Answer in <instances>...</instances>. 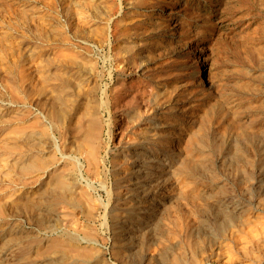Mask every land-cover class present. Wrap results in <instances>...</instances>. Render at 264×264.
<instances>
[{
  "label": "rangeland",
  "instance_id": "obj_1",
  "mask_svg": "<svg viewBox=\"0 0 264 264\" xmlns=\"http://www.w3.org/2000/svg\"><path fill=\"white\" fill-rule=\"evenodd\" d=\"M124 43L133 44L128 58L116 55ZM263 49L264 0H0V121L28 108L29 119L35 115L51 126L43 155L55 153L57 170L76 176V195L89 192L94 206L91 214L79 204H58L52 215L47 207L28 210L17 204L22 184L12 188L0 176V264H71V251L48 250L53 238L71 235L100 251L101 261L85 264H171L172 257L192 255L195 249L208 256L205 264H264V241L250 242L246 253L233 240H219L216 232L220 214L228 209L238 219L255 220L244 234L264 228V202L258 194L264 188L263 168L254 170L253 179L233 170L240 159L264 154ZM199 60L211 74L209 81L204 70H197ZM48 78L56 91H62L56 87L60 79L69 82L72 104L102 103L97 170L85 153L74 150L72 138L54 127L50 90L35 94ZM13 88L21 89L16 102L10 96ZM26 89L34 92L29 98L23 95ZM156 93L163 99L154 104L150 100ZM131 109L141 117L133 120ZM21 125L0 130V151L9 131ZM145 127L151 128V143L142 147L139 133ZM158 145L165 148L160 156L153 150ZM132 148L136 157L129 155ZM197 151L203 160L184 179L178 166ZM132 167L144 185L122 204L114 198L111 170L121 169L126 176ZM46 179L45 174L41 181ZM125 188L118 190L127 197ZM115 207L123 215L128 207L135 212L111 217ZM120 239L127 248L122 253L116 249ZM229 254L232 261H227Z\"/></svg>",
  "mask_w": 264,
  "mask_h": 264
},
{
  "label": "bare ground",
  "instance_id": "obj_2",
  "mask_svg": "<svg viewBox=\"0 0 264 264\" xmlns=\"http://www.w3.org/2000/svg\"><path fill=\"white\" fill-rule=\"evenodd\" d=\"M103 12V11H102ZM101 12V13H102ZM105 31V30H104ZM163 31V30H162ZM108 32V31H107ZM104 34V33H103ZM109 37V36H108ZM137 38V37H136ZM148 47V46H147ZM133 50V44L132 43H124L120 45L117 48L116 55L118 57H126L130 56L129 54ZM264 50V49H263ZM196 51V50H195ZM108 58V57H107ZM75 59V58H74ZM73 59V60H74ZM104 59V58H103ZM129 62H131L129 59H127ZM75 63V62H74ZM197 70L203 71V78L210 80L211 74L208 72V70L204 69L205 64H203L202 61L197 62ZM88 65V64H87ZM120 65V64H119ZM128 65V64H127ZM67 66V64H66ZM75 66V65H74ZM86 66V65H85ZM77 67V65H76ZM66 68V67H65ZM11 70V69H10ZM84 71V70H83ZM87 71V70H86ZM68 72V71H67ZM49 74V72H48ZM52 74V73H51ZM58 75V74H57ZM62 75V74H61ZM198 76V75H197ZM56 78V77H55ZM58 78V77H57ZM93 78V77H92ZM105 78V77H104ZM59 79V78H58ZM52 79L45 80L46 86L42 87L41 90H36L35 94L39 95L44 92L45 90H50L51 94V112H50V118L52 120V123L56 129L61 131V134L69 135V138H72L74 143H76L75 151L82 153H85V157L87 160L89 159L91 162L92 167H94L95 170H97V163H99L97 160L101 153V135H102V129H103V120L100 116L101 111V104L98 102L96 104L91 103L90 101L86 103H77L72 104L69 92H67V88L70 85L69 82L65 79L61 80L58 84H56V87L60 86L62 91H56L54 89V86L51 82ZM96 81V80H95ZM248 81V80H247ZM115 82V81H114ZM110 83V82H109ZM97 85V84H96ZM108 85V84H106ZM95 86V85H94ZM126 86V85H125ZM18 87V85H17ZM25 87V86H24ZM128 87V86H127ZM91 88V87H90ZM98 89V88H97ZM109 89V88H108ZM137 89V88H136ZM29 90V91H28ZM140 90V89H139ZM149 90V89H148ZM21 92V89H12L10 90V96L12 102H16V98L18 97L17 92ZM71 91V90H70ZM101 91V90H100ZM138 91V90H137ZM145 91V90H144ZM23 92V94L26 97L29 98L30 94L32 92L30 89H26ZM89 92V91H88ZM95 92V90H94ZM92 92V93H94ZM140 92V91H139ZM158 92V91H157ZM165 92V91H164ZM102 93V92H101ZM34 94V92H33ZM32 94V95H33ZM157 95L150 100L154 104L157 103L156 101L163 99V96L160 95V93H156ZM22 95V97H23ZM136 95V94H135ZM138 95V94H137ZM77 96V95H76ZM99 96V95H98ZM101 96V95H100ZM21 97V98H22ZM96 97V96H95ZM124 97V96H123ZM128 97V96H127ZM23 98V99H25ZM87 98V97H86ZM133 98V97H132ZM135 98V97H134ZM137 100V98H135ZM21 101V100H20ZM112 101V100H111ZM180 101V100H179ZM82 102V101H81ZM134 102V101H133ZM137 102V101H135ZM76 103V102H74ZM113 103V102H112ZM163 103V102H162ZM166 103V102H165ZM137 104V103H135ZM147 104V103H146ZM246 104V103H245ZM162 105V104H161ZM121 107V106H120ZM157 106H154V108ZM159 107V106H158ZM143 108V107H142ZM162 108V107H160ZM23 109V108H22ZM48 109V108H47ZM112 109V108H111ZM126 109V108H125ZM130 109V108H129ZM25 112L19 113L18 115H13L11 117H4L1 119L0 123L2 128L0 130H6L9 126L18 123L22 124L21 126L14 127L9 131L8 137H5L2 145V151L0 154V176L2 178H7V183L9 185L15 186L18 184H22L24 191L22 192V196L17 201L18 206H24V208H27L28 210H34V209H43V208H50V215L54 213V208L58 204H67L69 206H76V204L84 205L83 208L87 210L88 214H91L93 211V204L92 198L90 197L89 192L81 193L80 195H76L75 193V177L71 175V173L67 172L68 170H57V156L55 153H52V155H43V152H45L42 147L43 144H50V138L51 131L50 127L46 125L45 122L40 119V117H36L34 115L33 119H29V110L26 108L23 110ZM103 111V110H102ZM114 111V110H113ZM155 111V110H154ZM153 111V112H154ZM39 113V112H37ZM47 113V112H46ZM102 114V113H101ZM47 115V114H46ZM155 115V114H154ZM105 116V115H104ZM129 116L133 118V120H137L141 117L140 111L137 109H131L129 111ZM145 116V115H144ZM42 117V116H41ZM157 117V116H156ZM44 118V117H43ZM104 118V117H103ZM147 118V117H146ZM145 118V119H146ZM154 118V117H153ZM47 121V120H46ZM105 121V120H104ZM145 121V120H144ZM149 121V120H148ZM156 121V120H155ZM143 122V121H142ZM51 124V123H50ZM163 126V125H162ZM156 128V127H155ZM132 130V129H131ZM111 131V130H110ZM150 131L151 128L145 127L144 130H142L140 134V145L144 147V144L151 143L150 138ZM63 132V133H62ZM112 133V132H111ZM58 134V133H57ZM63 134V135H64ZM152 134V133H151ZM156 134V132H155ZM159 135V134H157ZM107 136V135H106ZM111 136V135H110ZM58 137V136H57ZM67 138V137H66ZM137 138V137H136ZM157 140V139H156ZM57 141V140H56ZM60 141V140H59ZM64 141V140H63ZM69 141V140H68ZM201 141V140H200ZM220 143V141H218ZM56 143V142H55ZM60 143V142H59ZM65 143V142H64ZM157 144V143H156ZM129 145V144H128ZM133 145L134 142H133ZM53 146V145H52ZM150 146V145H149ZM219 146V144H218ZM65 147V146H64ZM133 147V146H132ZM136 147V146H135ZM216 148V146H215ZM218 148V147H217ZM60 149V148H59ZM65 149V148H63ZM123 149V148H122ZM145 149V148H143ZM70 150V149H69ZM154 152L156 155L160 156V153L165 151L164 147L154 146L153 147ZM247 150V149H246ZM133 151V152H132ZM136 149L132 148L130 149V156L136 157ZM212 151V150H211ZM258 151V150H257ZM117 152V151H116ZM252 152V151H251ZM66 153V152H65ZM69 153V152H68ZM145 153V152H144ZM150 153V152H149ZM167 153V152H166ZM63 154V153H62ZM195 154V155H194ZM192 157H190L188 162L181 163L178 166V172H181L183 174V178L187 179L189 178L190 174L188 173L191 166H198L200 165V162L203 160V153L200 151H197L194 153ZM236 154V153H234ZM244 154V153H243ZM247 154V153H246ZM146 155V154H145ZM264 155V154H262ZM260 155L259 159H245L241 158L240 161H237L234 166L233 170L238 171L239 173L245 175L244 178L253 179L254 176V170L258 171L259 168H263L264 170V156ZM61 156V155H60ZM59 156V157H60ZM105 156V155H104ZM129 156V157H130ZM141 156V155H140ZM144 156V154H143ZM249 156V155H248ZM63 157V156H62ZM73 157V156H72ZM128 157V156H127ZM167 157V156H166ZM251 157V155H250ZM70 158V156H69ZM85 158V159H86ZM106 158V157H105ZM121 158V157H120ZM238 158V156H237ZM235 158V159H237ZM78 159V158H77ZM125 159V158H124ZM233 159V158H232ZM102 160V159H101ZM113 160V159H112ZM116 160V159H115ZM134 160V159H133ZM137 160V159H136ZM73 161V160H72ZM75 161V160H74ZM121 161V160H120ZM139 161V160H137ZM213 162V161H212ZM74 163V162H72ZM101 163V162H100ZM106 163V162H105ZM143 163V162H142ZM161 163V162H159ZM162 162L159 166L161 167L162 171L164 172L166 170V166ZM176 163V162H175ZM232 163V162H231ZM241 163V164H240ZM69 164V163H68ZM81 164V163H80ZM71 165V164H70ZM105 165V164H104ZM120 165V164H119ZM144 165V164H143ZM173 165V164H172ZM74 166V165H73ZM83 166V165H82ZM139 166V165H138ZM142 166V165H141ZM61 167V166H60ZM81 167V166H80ZM80 167L78 169H80ZM108 167V166H107ZM118 167V165L116 166ZM111 168V167H110ZM137 168V167H136ZM149 168V167H148ZM147 168V169H148ZM77 169V170H78ZM135 168L132 167V172L129 175L124 176V172L122 173L119 169L114 168L111 170V178L113 179V185L116 190V197L118 200H124L122 204H126V202L133 199L138 193V189L140 187H143V183H141L140 175L138 172L134 170ZM139 169V168H138ZM145 169V168H144ZM74 170V169H73ZM137 170V169H136ZM141 170V169H140ZM154 170V169H153ZM157 170V169H156ZM102 171V170H101ZM108 171V170H107ZM159 171V169H158ZM260 171V170H259ZM142 172V171H141ZM150 172V171H149ZM46 174V181H41V178ZM128 174V173H127ZM163 174V173H162ZM263 174V173H262ZM80 175V174H79ZM103 175V174H102ZM101 175V176H102ZM148 175V174H147ZM185 175V176H184ZM197 175V174H196ZM200 175V174H199ZM261 175V174H260ZM79 177V176H78ZM258 177V176H257ZM77 178V177H76ZM83 178V176L81 177ZM144 179V178H143ZM142 179V180H143ZM147 179V178H146ZM89 180V179H87ZM245 180V179H244ZM86 181V179H85ZM90 181V180H89ZM211 181V180H210ZM246 181V180H245ZM250 181V180H249ZM140 183V184H138ZM180 183V182H179ZM104 184V183H103ZM138 184V186H137ZM37 185L39 186L38 188ZM82 185V184H81ZM35 186V187H34ZM87 186V185H85ZM122 186H125L128 189V196L124 197L121 195L120 189ZM5 187V186H4ZM78 187V186H77ZM80 187V186H79ZM125 188V189H126ZM193 188V187H192ZM207 188V187H206ZM22 189V188H21ZM217 189V187H216ZM88 190V189H87ZM237 190V189H236ZM240 190V189H239ZM244 190V189H243ZM90 191V190H89ZM119 191V192H118ZM142 191V190H141ZM228 191V190H227ZM220 192V191H219ZM235 192V191H234ZM241 192V190H240ZM254 192V191H253ZM93 193V192H92ZM220 193H224V191H221ZM228 193V192H227ZM231 193V192H230ZM14 194V193H13ZM261 194L259 201L264 202V188L260 191ZM239 195V194H238ZM245 195V193L243 194ZM241 195V196H243ZM254 195V194H253ZM14 196V195H13ZM94 196V195H93ZM211 196V195H210ZM229 196V195H228ZM192 198V195H187V199L189 200ZM219 199V198H218ZM2 200V199H1ZM234 200V199H233ZM204 201V200H203ZM217 201V199H216ZM133 202V201H132ZM219 202V201H218ZM229 202V201H228ZM118 203V202H117ZM233 203V202H232ZM240 203V202H238ZM249 203V202H248ZM258 203V201H257ZM78 205V206H79ZM116 205V203H115ZM195 205V204H194ZM211 205V204H210ZM233 205V204H232ZM207 206V205H206ZM213 207V205H211ZM226 206V205H225ZM262 206V205H259ZM234 207V206H233ZM241 207V206H239ZM244 207V206H243ZM247 207V206H246ZM251 207V206H250ZM197 208V207H195ZM194 208V209H195ZM255 208V207H254ZM264 208V206H263ZM262 209V208H261ZM83 210V209H82ZM126 211V215H123L120 211L121 208H114L111 210V217L120 218L123 216H132L135 212V207H128V211ZM231 210V209H230ZM234 210V209H233ZM250 210V209H249ZM248 210V211H249ZM245 211V210H244ZM260 211V210H259ZM258 211V212H259ZM42 212V211H41ZM45 212V211H43ZM241 212V211H240ZM246 212V211H245ZM36 213V212H35ZM34 213V214H35ZM190 213V211H189ZM212 213V212H211ZM42 214V213H40ZM47 214V213H46ZM45 214V215H46ZM95 214V213H94ZM199 214V213H198ZM251 214V213H250ZM253 214V213H252ZM251 214V215H252ZM38 215V214H37ZM166 215V214H165ZM242 215V214H241ZM239 215V216H241ZM254 215V214H253ZM90 216V215H89ZM220 216L222 217L221 224H217V238H227L230 241L233 240L238 245H241L244 252L248 253L250 252V247H248L249 243L252 242V244H261L262 241H264V228H262V233L257 230H250L245 232L246 228H250L255 223V220L252 221L251 218H247L245 220V217L243 219H238L237 215L233 211L225 210L223 211ZM243 216V215H242ZM38 217V216H37ZM208 217V216H207ZM218 217V214H217ZM248 217V216H247ZM255 217V216H254ZM39 218V217H38ZM204 218V217H203ZM219 218V217H218ZM253 218V217H252ZM256 218V217H255ZM135 219V218H134ZM258 219V218H257ZM260 219V218H259ZM125 220V219H124ZM189 220V219H188ZM208 220V219H207ZM217 220V219H216ZM117 221V220H116ZM17 222V221H16ZM149 222V221H148ZM241 222V223H239ZM117 223V222H116ZM208 223V222H207ZM263 223V222H261ZM138 224V223H137ZM205 224V223H204ZM256 225V224H255ZM173 228V227H172ZM205 228V227H204ZM209 228V227H208ZM259 228V226H258ZM64 229V228H63ZM159 229V228H158ZM161 229V228H160ZM260 229V228H259ZM182 230V229H181ZM213 230V229H212ZM68 231V230H67ZM159 231V230H158ZM168 231V230H167ZM199 231V230H198ZM2 232V230H1ZM118 232V231H117ZM202 232V231H201ZM200 232V233H201ZM214 232V231H213ZM258 232L260 235L256 236L255 234ZM4 233V232H3ZM207 233V232H205ZM58 234V233H57ZM194 234V233H193ZM215 234V233H214ZM262 234V235H261ZM54 235V234H53ZM90 235V234H88ZM175 235V233L172 232V236ZM37 236V235H36ZM64 236V235H63ZM204 236V235H203ZM202 236V238H204ZM215 236V235H214ZM12 238V236H10ZM174 237V236H173ZM53 238V237H52ZM81 238V237H80ZM118 238V237H116ZM167 238V237H166ZM217 239V240H218ZM251 239V241H250ZM40 240V239H39ZM86 240V239H85ZM198 240V239H196ZM204 240V239H203ZM208 240V239H207ZM210 240V239H209ZM220 240V239H219ZM90 241V240H89ZM205 241V240H204ZM203 241V242H204ZM13 242V241H12ZM49 242V241H48ZM191 242V240H190ZM197 242V241H196ZM201 242V241H200ZM218 242V241H217ZM232 242V241H231ZM25 243V242H24ZM23 243V244H24ZM40 243V242H39ZM128 243V241H127ZM170 243V242H169ZM199 243V242H198ZM220 243V242H219ZM131 244V243H130ZM172 244V243H171ZM197 243L191 242V245L196 246ZM211 244V243H210ZM225 244V243H224ZM227 244V243H226ZM256 244V245H257ZM32 245V244H31ZM40 245V244H39ZM115 245V244H114ZM165 245V244H164ZM169 245V244H168ZM203 245V244H202ZM215 245V243H214ZM229 245V244H228ZM253 245V246H254ZM1 246V245H0ZM6 246V245H5ZM95 246V245H94ZM92 245H82L77 241V238L73 235L62 239L59 237L53 238L50 242L49 249L52 252H57L58 250H67L71 251L72 255L68 257V262L71 264H85L90 260H100L99 250H97ZM139 246V245H138ZM190 246V245H189ZM198 246V245H197ZM204 246V245H203ZM213 246V245H212ZM211 246V247H212ZM218 246V245H217ZM220 249H223L222 245H219ZM226 246V245H225ZM250 246V245H249ZM131 247V246H130ZM209 247V248H211ZM236 247V245H235ZM255 247V246H254ZM18 248V247H17ZM24 248V246H23ZM38 248V246H37ZM185 248V247H184ZM191 248V247H190ZM198 248V247H196ZM208 248V247H207ZM218 248V247H216ZM225 248V247H224ZM230 248V247H229ZM237 248V247H236ZM235 248V249H236ZM256 248V247H255ZM4 249V248H1ZM20 249V248H19ZM31 249V248H30ZM116 249L119 252H123L126 250V246L124 244V241L120 239L118 243L116 244ZM132 249V248H131ZM213 249V248H212ZM228 249V248H227ZM24 250H27L25 248ZM29 250V249H28ZM166 250V249H165ZM184 250V249H183ZM194 251V248L191 249ZM201 250V248H200ZM224 250V249H223ZM234 250V249H233ZM35 251V250H34ZM127 251V250H126ZM202 251V250H201ZM206 251V249H205ZM49 252V251H48ZM186 253L188 251H185ZM184 252V253H185ZM203 252V251H202ZM209 253V251H207ZM217 253V250H215ZM223 252V251H222ZM230 252V250H229ZM233 252V251H232ZM235 252V250H234ZM243 252V253H244ZM42 253V252H41ZM45 253V251H44ZM62 253V252H60ZM131 253V252H130ZM204 253V252H203ZM212 253V252H211ZM256 253V252H255ZM264 253V252H263ZM29 254V252H28ZM119 254V253H117ZM176 254V252H175ZM189 254V253H187ZM46 255V254H45ZM50 255V254H49ZM168 255V254H167ZM178 255V254H177ZM208 255V254H207ZM255 255V254H254ZM25 256V255H24ZM40 256V255H39ZM42 256V255H41ZM125 256V255H124ZM123 256V257H124ZM245 256V254H244ZM248 256V255H246ZM245 256V257H246ZM263 256V255H262ZM37 257V256H36ZM128 257V256H127ZM201 254L198 252V249H195L194 253L189 256H176L172 257V259L169 261L171 264H205L207 263V257H202ZM226 257V256H225ZM224 257V258H225ZM253 257V256H252ZM64 258V256H63ZM144 258V257H143ZM168 258V257H167ZM232 258H234L231 254L228 255L227 261H232ZM239 258V257H238ZM61 259V258H60ZM263 259V258H261ZM25 260V259H24ZM129 260V259H128ZM209 260V258H208ZM39 261V260H38ZM101 261V260H100ZM224 261V260H223ZM235 261V260H234ZM247 261V260H246ZM259 261V260H258ZM33 262V261H32ZM160 262V261H159ZM210 262V261H209ZM226 262V261H225ZM243 262V261H242ZM260 262V261H259ZM36 263V262H35ZM58 263V262H57ZM97 263V262H96ZM153 263V262H152ZM257 263V262H256ZM158 264V263H157ZM211 264V263H209ZM222 264V263H219ZM251 264V263H250Z\"/></svg>",
  "mask_w": 264,
  "mask_h": 264
}]
</instances>
